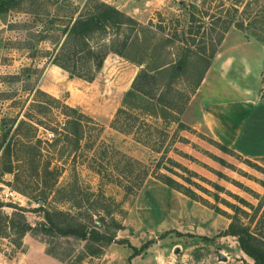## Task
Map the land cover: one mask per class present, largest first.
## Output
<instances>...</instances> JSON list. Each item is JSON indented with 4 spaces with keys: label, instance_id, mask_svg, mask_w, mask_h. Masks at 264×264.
I'll use <instances>...</instances> for the list:
<instances>
[{
    "label": "rangeland",
    "instance_id": "374dc122",
    "mask_svg": "<svg viewBox=\"0 0 264 264\" xmlns=\"http://www.w3.org/2000/svg\"><path fill=\"white\" fill-rule=\"evenodd\" d=\"M93 1L118 9L142 26L151 23L149 41L164 43L170 39L172 43L166 47L169 50L166 58L172 61L182 60L186 48L197 50L202 46L200 40L212 16L224 15L234 2L17 0L16 5L0 14V264H116L120 254L121 257L124 254L121 247H128L131 238L134 245L144 243L149 234L143 227L162 216L159 209L156 211V205L144 206V197L150 190L141 196L136 206L145 180H154L155 174L174 179L229 214L234 212L226 202L244 210L246 214L239 211L236 214L264 250V171L258 169L255 162L222 149L205 128L197 124V110L192 101L195 75L187 72L177 77L159 97L155 90V96L146 100L148 108L156 115L134 110L132 118L136 119L125 116L120 119L130 124L127 132H121L111 126L112 120L139 66L111 52L94 79L85 81L49 62L48 55L52 54L56 41L63 40V30L70 18L76 17L86 5L91 6ZM251 1L239 0L237 16L244 4ZM258 6L264 9V0H259ZM191 14L206 23L197 35H194L197 23L190 22ZM189 28L193 45L188 43ZM130 29L132 37L138 29L133 25ZM112 33L108 30L101 36L95 34L91 44L113 39ZM121 33L125 35L129 31L123 29ZM224 39L209 64L214 58L221 61L234 56L250 60L255 71H259V63L264 59V44L259 37L231 28ZM194 55L188 52L186 61L197 60ZM261 75L264 83V69ZM36 90L60 102L54 103ZM62 103L86 114L100 127L97 138H94L96 130H86L80 148L73 152H63L62 143L50 145L53 143L50 128L61 126L65 121L61 114ZM21 120L27 123L19 128ZM26 142L30 144L23 145ZM7 144L12 154L11 173L2 171V155ZM25 159L29 161L26 165L22 162ZM47 162L50 167L58 166L52 189L45 187L46 183L41 184L36 172ZM47 181L53 183L51 177ZM139 183L142 187L137 189ZM235 197L252 207L244 206ZM38 200L44 201V208L61 227L81 225L88 231L103 232L112 235L115 241L127 243L104 245L101 241L80 240L61 236L52 229L48 231L42 211H36L40 205ZM21 216L32 228L22 237L17 229L23 222ZM11 224L15 227H10ZM160 244L148 249L138 261L156 262V255L165 252ZM228 250L234 255L237 247ZM213 252L217 253V247L196 248L185 260L191 264H211L207 262V253ZM235 260L245 263L243 258ZM181 263L183 261L178 264Z\"/></svg>",
    "mask_w": 264,
    "mask_h": 264
},
{
    "label": "trees",
    "instance_id": "16d2710c",
    "mask_svg": "<svg viewBox=\"0 0 264 264\" xmlns=\"http://www.w3.org/2000/svg\"><path fill=\"white\" fill-rule=\"evenodd\" d=\"M16 1L17 0H0V14L7 12L13 5H16ZM233 1L232 7L226 9L224 15L217 14V16H212L211 22L208 23V29L203 32V40H200L202 46H199L197 50L186 48L187 50L184 52L183 59H177L175 61L166 58V56L169 55V50L166 47L169 43H172L170 39L164 40V43H152L149 41L148 34L151 32V23H149L150 26H142L118 9L103 2L93 1L91 6L84 5L85 7L76 17L70 18L63 30V40L56 41L52 49V54L48 55L49 62L66 71L70 76L85 81H92L94 79L96 73L101 69L107 55L111 52L139 66L140 70L134 76L129 89L124 93L121 100V107L117 109L111 124L116 130L127 132L126 128H128L130 124L127 122L124 124L120 119L124 118V116L127 119H131L133 117L132 111L139 110L142 114H147L149 116L156 115L155 111L148 108L146 100L147 98L155 96L153 93L155 90L158 91L157 97H159L162 93L168 91L177 77L183 76L187 72L196 76L193 85V88L196 89L205 71L209 67V59L214 57L217 47L221 44L225 34L231 28L242 32H249L259 37L264 44V9L258 6L259 0H252L249 4H246V2L239 16H237L239 0ZM190 22L197 23V30L194 32V35H197L199 30H203L204 25H206L202 19L194 18L193 14L190 16ZM131 25L136 26L138 29L132 37L130 36V31L132 30L130 29ZM123 29H128L129 33L122 35L121 30ZM108 30L113 32V39L107 41L102 40L95 45L91 44V40L95 34L98 33L101 36L107 33ZM190 30L189 28L188 33L190 36H188V39L190 41L188 43L189 45H193L194 38L191 37L193 33ZM183 39L186 40L187 38ZM181 42L184 43V41ZM115 44L118 47H114ZM188 52L189 54L192 53V55L195 54L194 56H196L195 58H197V60L186 61ZM36 92L41 96L49 98L54 103L60 102L58 99L51 97L41 90H36ZM156 100L159 102L158 98ZM61 109V114L65 117V121L61 126L55 125V127L50 128V132L53 136V143L50 145L56 146L58 143H62L63 152L67 150L73 152L80 148L82 140L85 139L84 134L86 130H96L94 138H97L100 127L89 116L65 103L61 104ZM158 115H160V113H158ZM132 119H136V117L134 116ZM25 123H27L25 120H21L17 126L20 128V126L25 125ZM29 125L34 128L32 124L29 123ZM94 138L92 142H94ZM4 141L5 138L2 139L1 143ZM37 142H40V140H37ZM26 143L23 145L30 144L28 142ZM218 145L222 149L230 150L221 144ZM11 157L10 145L7 144L1 161L3 164V172L11 173L13 171ZM22 162L26 165L29 161L25 159ZM254 165H256L258 169L264 171V168L257 164ZM57 171L58 166L50 167L49 162L36 170L38 180L41 181V184L46 183L45 187L51 189L56 183ZM144 175L146 177L147 172H145ZM49 177L53 180L51 184H48V181L46 182ZM145 177L142 180H144ZM153 178L229 219L230 222L228 227L219 232L217 236L229 235L236 237L240 249L246 256L252 259V264H264V250L256 244V242H258L257 237L249 231L248 226L244 224L236 214L238 211L246 214L244 210L234 204L226 202L225 204L227 207L234 212L233 214H229L217 206H213L198 196L190 188L185 187L168 176L155 174ZM141 185L142 184L139 183L137 189H140L142 187ZM214 197L218 199V196ZM235 199L244 206L252 207L239 197H235ZM37 203H40V205L36 208V211H42L46 221L45 224L49 226L48 231L52 229L53 231H57L61 236H73L80 240L90 239L93 241H101L104 245L112 242L127 243L123 240L115 241L112 235L110 236L103 232L101 233L96 230L88 231L81 225L61 227L55 223L51 213L44 208V201L38 200ZM16 210L21 212L24 211V209L21 208H17ZM21 218L23 222L20 226H17L20 237L32 229L31 226L25 222L24 217L21 216ZM10 227L15 226L11 224ZM202 239L208 240L207 238ZM151 243L152 240H147L138 248L127 243V246L132 251L128 256V260L143 253ZM17 245H19V242Z\"/></svg>",
    "mask_w": 264,
    "mask_h": 264
},
{
    "label": "crops",
    "instance_id": "0c3cea01",
    "mask_svg": "<svg viewBox=\"0 0 264 264\" xmlns=\"http://www.w3.org/2000/svg\"><path fill=\"white\" fill-rule=\"evenodd\" d=\"M227 37L228 35L225 39ZM242 42L249 44L247 41ZM217 59L214 58L209 64L192 96L197 110V124L204 127L216 143L264 168V83L261 78L264 59L259 63V71H255L251 61L245 58L237 59L233 56L225 57L221 61ZM148 190L150 191L144 197V206L156 205V211L159 209L160 213L162 212L161 218L159 216L146 227L141 226L149 234L147 240H152V243L143 253L130 260L128 256L132 252L131 249L121 247L124 254L122 253V257L120 254L116 264H159L160 261L164 263V260H168L166 264H178L181 261V264H191L189 260H185L191 251L206 246L217 247V253H207V262L209 260L211 264L215 263V257L219 258L220 254L225 256L227 264L253 263L252 259L242 252L235 237L217 236L228 227L230 221L225 216L155 179L145 180L136 206ZM136 213L139 215L138 209ZM144 215L148 219L149 215ZM202 238H207L209 242ZM161 241L166 242L160 244ZM129 244L138 248L143 242L137 246L132 244L131 238ZM157 244L163 245L165 252L156 255V262L138 261L144 258L142 255L148 249ZM230 247H237L234 255L230 254ZM125 248H128V251ZM175 249L179 252L174 253ZM170 253L173 256H170ZM237 258H243L245 263L236 261Z\"/></svg>",
    "mask_w": 264,
    "mask_h": 264
},
{
    "label": "built area",
    "instance_id": "2783aa9c",
    "mask_svg": "<svg viewBox=\"0 0 264 264\" xmlns=\"http://www.w3.org/2000/svg\"><path fill=\"white\" fill-rule=\"evenodd\" d=\"M68 1L77 2L79 0H68ZM214 264H227V263L225 261L220 260L219 258H216Z\"/></svg>",
    "mask_w": 264,
    "mask_h": 264
},
{
    "label": "water",
    "instance_id": "95a60500",
    "mask_svg": "<svg viewBox=\"0 0 264 264\" xmlns=\"http://www.w3.org/2000/svg\"><path fill=\"white\" fill-rule=\"evenodd\" d=\"M178 252H179L178 249H175V250H174V253H178ZM218 257H219V259L222 260V261H225V259H226L225 256H224L223 254H220Z\"/></svg>",
    "mask_w": 264,
    "mask_h": 264
}]
</instances>
